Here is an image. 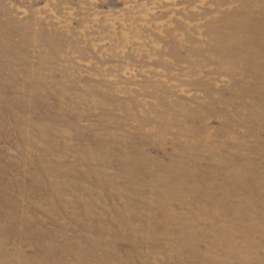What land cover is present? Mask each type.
Instances as JSON below:
<instances>
[{"label": "rangeland", "instance_id": "1", "mask_svg": "<svg viewBox=\"0 0 264 264\" xmlns=\"http://www.w3.org/2000/svg\"><path fill=\"white\" fill-rule=\"evenodd\" d=\"M0 264H264V0H0Z\"/></svg>", "mask_w": 264, "mask_h": 264}]
</instances>
